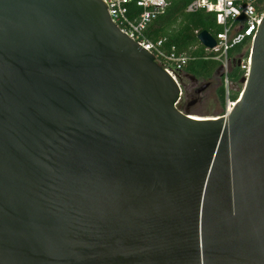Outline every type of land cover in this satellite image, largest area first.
<instances>
[{
  "label": "water",
  "instance_id": "water-1",
  "mask_svg": "<svg viewBox=\"0 0 264 264\" xmlns=\"http://www.w3.org/2000/svg\"><path fill=\"white\" fill-rule=\"evenodd\" d=\"M181 100L101 0H0V264H264V17L232 111Z\"/></svg>",
  "mask_w": 264,
  "mask_h": 264
},
{
  "label": "built area",
  "instance_id": "built-area-1",
  "mask_svg": "<svg viewBox=\"0 0 264 264\" xmlns=\"http://www.w3.org/2000/svg\"><path fill=\"white\" fill-rule=\"evenodd\" d=\"M112 23L123 32L132 42L138 44L153 60L174 80L183 103V92L180 75L188 58L175 53L174 48L164 49L163 41L155 42L148 39L146 30L151 22L162 15L167 7L166 0H101ZM187 13L205 12L214 16V22L221 27L216 34L215 47L205 49L212 53L219 64V77L224 89L223 115H228L243 95L246 79L249 74L252 44L264 17V0H188ZM244 44L242 53L235 57L243 72L245 80L236 88L235 100H231L229 72L232 59L229 51ZM240 80V81H241Z\"/></svg>",
  "mask_w": 264,
  "mask_h": 264
},
{
  "label": "trees",
  "instance_id": "trees-1",
  "mask_svg": "<svg viewBox=\"0 0 264 264\" xmlns=\"http://www.w3.org/2000/svg\"><path fill=\"white\" fill-rule=\"evenodd\" d=\"M166 1L167 7L164 13L151 22L146 30L148 39L153 42L162 40L164 49L174 48L176 54L185 55L188 58L182 71L183 75L198 82H208L214 77L219 64L213 54L206 52L198 42L197 35L201 32H207L211 37H215L221 31V27L216 25L212 14L202 11L187 13L188 0ZM243 46L244 44L237 45L229 51L232 59L228 75L232 93L231 100H235L236 83L243 76V72L237 64L238 59L235 58L242 53ZM215 96L223 109L224 89L220 77ZM186 104L187 102H183L179 106V110H187Z\"/></svg>",
  "mask_w": 264,
  "mask_h": 264
},
{
  "label": "rangeland",
  "instance_id": "rangeland-1",
  "mask_svg": "<svg viewBox=\"0 0 264 264\" xmlns=\"http://www.w3.org/2000/svg\"><path fill=\"white\" fill-rule=\"evenodd\" d=\"M245 50H243L244 53ZM219 73L214 75V77L208 82H200L197 84L190 80L189 77L181 74V85L183 92V102H187V112L190 115L201 117V118H215L216 116L223 115V110L215 96V90L219 85ZM208 83V87L203 91L195 95L193 92L198 89L200 85H205ZM240 80L237 81L236 87H240Z\"/></svg>",
  "mask_w": 264,
  "mask_h": 264
},
{
  "label": "bare ground",
  "instance_id": "bare-ground-1",
  "mask_svg": "<svg viewBox=\"0 0 264 264\" xmlns=\"http://www.w3.org/2000/svg\"><path fill=\"white\" fill-rule=\"evenodd\" d=\"M190 118L199 119V120H216L215 118H208V117L201 118V117H197V116H193V115H190Z\"/></svg>",
  "mask_w": 264,
  "mask_h": 264
},
{
  "label": "flooded vegetation",
  "instance_id": "flooded-vegetation-1",
  "mask_svg": "<svg viewBox=\"0 0 264 264\" xmlns=\"http://www.w3.org/2000/svg\"><path fill=\"white\" fill-rule=\"evenodd\" d=\"M195 83L200 84V82H198V81H195ZM202 86H203V85H200V86L198 87V89H196L193 93H194L195 95H198V94H199L198 91L202 88Z\"/></svg>",
  "mask_w": 264,
  "mask_h": 264
}]
</instances>
